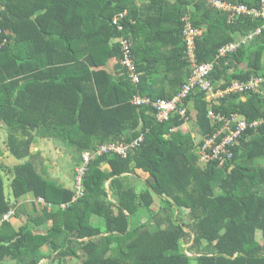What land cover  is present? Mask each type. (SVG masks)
Instances as JSON below:
<instances>
[{
	"label": "trees",
	"instance_id": "16d2710c",
	"mask_svg": "<svg viewBox=\"0 0 264 264\" xmlns=\"http://www.w3.org/2000/svg\"><path fill=\"white\" fill-rule=\"evenodd\" d=\"M229 1L260 8L262 0ZM125 10L119 31L112 21ZM186 20L202 31L201 63L240 43L212 72L215 91L264 78V18L232 23L204 0H0V121L11 155L22 161L0 168V217L10 211L17 217L25 210L17 203L29 194L51 205L35 209L19 229L11 221L0 225V264H264V125L249 127L224 165L200 164L205 140L230 134L209 112L250 125L264 119V95L228 93L212 102L196 89L185 103L186 118L175 114L163 123L153 107L132 103L135 96L170 99L191 76ZM120 36L133 42L138 84L120 64ZM193 117L199 143L194 131L183 130ZM142 135L126 158L94 157L85 195L76 201L75 184L65 189L43 174L31 152L36 138H58L83 156ZM138 171L148 175L144 191L132 184ZM4 174L15 203L6 196Z\"/></svg>",
	"mask_w": 264,
	"mask_h": 264
},
{
	"label": "built area",
	"instance_id": "2783aa9c",
	"mask_svg": "<svg viewBox=\"0 0 264 264\" xmlns=\"http://www.w3.org/2000/svg\"><path fill=\"white\" fill-rule=\"evenodd\" d=\"M206 4L212 8H216L226 13L228 21L234 23L240 17H254L264 18V0L261 1L260 8H249L246 5H239L230 2L229 0H204ZM129 16V11L125 10L117 14L113 19V25L118 28L119 31H124V22ZM261 29H258L254 34H260ZM201 35L199 29L193 27L189 20H186L183 36L186 45V53L188 60L192 67V74L188 80L183 84L180 91L170 99L159 98L153 100L150 97L135 96L132 99V103L136 106H151L156 110V119L158 122L168 121L172 115H179L182 118H186L187 109L185 106L186 101L190 95L196 89H200L208 94V100L214 102L219 98H222L228 93H245L255 92L264 95V78L254 77L248 82H234L226 90L215 91L213 83L210 80V76L214 71L218 61L224 58L227 53L235 51L240 43H231L218 50V53L213 61L201 63L197 57V39ZM252 35L245 39L243 43L250 41ZM6 42V40H5ZM119 44L121 48V66L127 71L130 80L133 84L140 83V73L133 53V42L127 37L120 36ZM3 43L0 42V49L3 47ZM211 117L216 122H225L224 130L230 132V134L218 142V138L221 135L219 132L213 137H209L205 140L201 148L200 164L205 166L211 160L221 161V165H224L226 160L233 157L231 147L235 141L249 128H257L264 125V119L255 121L252 124H248L243 117L234 115L231 119H225L220 115H216L213 111L209 112ZM232 123L236 124L234 130L230 131ZM144 136L142 135L132 143H111L98 146L94 152H86L82 156V163L77 166L75 177V196L73 201L82 198L85 195L84 178L88 170V166L92 159L96 156L103 154H117L126 158L129 152L140 145L143 142ZM38 203L43 206L50 207L43 198L38 199ZM14 216V211L0 217V225L4 222L11 221Z\"/></svg>",
	"mask_w": 264,
	"mask_h": 264
},
{
	"label": "crops",
	"instance_id": "0c3cea01",
	"mask_svg": "<svg viewBox=\"0 0 264 264\" xmlns=\"http://www.w3.org/2000/svg\"><path fill=\"white\" fill-rule=\"evenodd\" d=\"M201 34L202 31L200 30ZM112 43H118V39H114ZM31 58V61H35V58ZM264 60V56H263ZM38 62V60H37ZM116 64V62H115ZM114 64V65H115ZM264 64V63H263ZM113 65V64H112ZM243 67V66H242ZM166 90L168 91V94L173 93V88L170 85L166 86ZM164 86L161 85L158 87V91L160 93L163 92ZM174 96V95H173ZM192 104L189 105V108L192 110ZM194 113V111H193ZM6 124L3 121H0V168L4 171L7 170V168L15 167L22 163V161L17 160L15 157H13L7 147V130H6ZM184 131H198L194 127V117L193 120H190L184 127ZM58 139V138H57ZM57 139H44V138H36L34 143L32 144L31 152L33 154V157L37 160L36 164L38 169L45 175H47L50 179L55 181L57 184L61 185L65 189L73 190L74 184H75V171L76 166L81 163L82 156L79 155L78 158L76 156L70 155V162L74 165L73 169V175L71 178H63L60 174V164L57 161V157L59 155H63L65 152L68 151V147L61 141ZM72 149V148H71ZM104 170L110 171V168L108 165L104 166ZM138 175H132V184L137 188L138 191H144L146 189V179L148 178V175L145 173L138 171ZM109 182H107L106 187H108ZM155 206L154 210L157 211L160 200L155 197ZM19 209L22 207L25 208V210L20 211L19 215L17 217H13L11 220V223L16 229H19L22 227L27 219L29 218V215L35 211V209H43L45 206L37 203V200L31 195H27L23 199H21L17 205ZM63 207H66V204H62ZM140 217L142 220H147L148 214L143 211L140 214ZM42 221V220H39ZM95 222H97V219H94ZM47 227L46 229H49L51 227V222L46 223L43 225V228ZM44 232L45 230L42 229ZM44 251H47V248H44ZM45 262V261H44ZM44 262L42 264H44ZM5 264H15V263H5ZM48 264V262H47Z\"/></svg>",
	"mask_w": 264,
	"mask_h": 264
},
{
	"label": "rangeland",
	"instance_id": "374dc122",
	"mask_svg": "<svg viewBox=\"0 0 264 264\" xmlns=\"http://www.w3.org/2000/svg\"><path fill=\"white\" fill-rule=\"evenodd\" d=\"M264 63V60H263ZM70 155L76 156L78 158L79 154L71 148H68V151L65 152L62 156L59 155L57 157V161L60 164V174L63 178H71L73 175V169L74 165L70 162ZM4 181H5V188H6V196L8 200H10L12 203H15V199L12 194V190L10 187V178L8 175L4 174ZM97 222L100 223L101 220L97 219ZM261 237H259L260 239ZM44 264H47V261L44 262Z\"/></svg>",
	"mask_w": 264,
	"mask_h": 264
},
{
	"label": "water",
	"instance_id": "95a60500",
	"mask_svg": "<svg viewBox=\"0 0 264 264\" xmlns=\"http://www.w3.org/2000/svg\"><path fill=\"white\" fill-rule=\"evenodd\" d=\"M202 139V135L199 133V131L196 132V143H199V141Z\"/></svg>",
	"mask_w": 264,
	"mask_h": 264
}]
</instances>
